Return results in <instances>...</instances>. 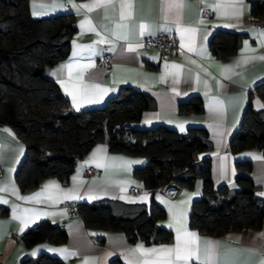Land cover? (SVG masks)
I'll return each instance as SVG.
<instances>
[{"label": "crops", "instance_id": "crops-1", "mask_svg": "<svg viewBox=\"0 0 264 264\" xmlns=\"http://www.w3.org/2000/svg\"><path fill=\"white\" fill-rule=\"evenodd\" d=\"M92 2L94 0H35L34 7V0L29 1L33 17L63 13H72L75 17L77 29L72 37L69 56L46 69V74L56 81L69 98L71 107L77 110L70 92L75 94L79 110H84L102 106L122 85H132L146 91L154 97L156 107L145 110L134 126L147 127L162 123L181 132L191 126L206 127L212 148L202 153V156L211 158V174L215 186L227 184L231 188L235 187V162L238 159H249L252 162V178L259 186L257 194L264 197L260 195L264 193V149L238 152L228 149L229 139L239 127L251 92L253 106L264 109L260 106L264 105V99L254 90L264 80V60L258 59L264 56V46H261L264 40L261 35L264 32V15L258 18L262 23V27L258 28L250 13L249 0H244L242 15L238 20L218 15L213 9L212 6L226 0H183L184 6L179 9L178 21L175 9L168 13V20H164L161 0H132L133 14L123 21L120 19V0H114L112 6L90 12L81 8L78 13L73 8V4L79 6ZM34 11L38 15L34 16ZM86 21H90L91 25ZM177 22L182 28L195 30L192 51L187 43L181 48L180 33L175 30ZM141 23L150 26L143 34L139 28ZM81 24L84 26L81 27ZM117 24H127L128 27L117 29ZM225 24L230 26L225 27ZM161 26L171 30H164ZM217 29L246 32L248 37L235 53L218 58L212 54L209 44ZM160 31L175 33L181 50L168 56L160 48L145 49L142 37ZM113 32L126 34L127 39H116ZM102 39L106 42H99ZM129 45L135 51H128ZM106 55L110 57L109 65L106 68L97 66L96 59ZM101 89L106 91L101 92ZM195 94L203 97V110L180 111V103ZM97 149L103 151L93 157ZM25 151L24 142L16 137L13 129L8 125L0 126V163L4 167L0 187L8 188L0 192V201H7L0 202V264H20L25 257H37L42 252L60 257L68 264H85L86 260L89 264H110L116 257L125 264L154 260L156 254L133 255L131 250L137 245H143L144 248L174 247L176 228L179 227L175 214L178 212L184 213L187 231L199 237V255L202 259L209 247L205 241H211L220 264L264 262V220L257 229L228 231L220 235L202 234L190 226L192 203L203 193L204 180L201 178L196 180L192 189L181 188L172 181L170 185L176 186L174 193L161 189L151 192L144 187L142 180L133 175L134 168L145 163L144 157L113 153L106 144L98 143L78 161L68 183H63L57 177H44L37 185L21 190L15 174ZM97 164L101 166L97 167ZM90 170L94 172L90 173ZM52 184L59 187L45 189L46 185ZM132 186L141 188V191L132 193ZM13 187L16 194L12 192ZM37 193L41 195L33 200L23 199L35 197ZM64 193L77 198H65ZM145 196L146 199L141 200ZM102 199L144 203L148 206L155 200L166 210V216L158 219L157 225L171 230L173 240L163 243H132L121 231L88 227L80 216L69 217V203ZM44 219L65 224L68 232L66 241L52 243L39 240L26 245L21 235ZM188 264L198 262L191 260Z\"/></svg>", "mask_w": 264, "mask_h": 264}, {"label": "trees", "instance_id": "trees-1", "mask_svg": "<svg viewBox=\"0 0 264 264\" xmlns=\"http://www.w3.org/2000/svg\"><path fill=\"white\" fill-rule=\"evenodd\" d=\"M29 1L0 0V126H10L26 147L15 174L21 190L44 177L68 183L82 156L104 143L110 152L145 158L133 175L151 192L172 181L192 189L197 179H203V193L194 199L190 212V226L200 233L220 235L262 225L264 197L257 194L251 160H236L235 187H216L211 158L202 156L212 148L206 127L191 126L181 132L162 123L134 126L145 110L156 107V101L132 85L120 86L102 106L74 110L46 69L69 56L75 17L72 13L33 17ZM249 2L253 19L264 15V0ZM247 37L246 32L217 29L209 42L212 54L218 58L233 54ZM254 90L264 99V80ZM252 97L251 92L239 127L229 139L231 152L264 149V109H256ZM203 107V97L197 94L180 103L182 112H201ZM77 210L86 226L121 231L132 243L171 242L174 237L171 230L157 225L166 210L155 200L148 206L102 199L79 202ZM67 237L65 224L46 219L21 235L26 245L39 240L59 243ZM20 264L68 263L42 252ZM110 264L125 263L116 257Z\"/></svg>", "mask_w": 264, "mask_h": 264}, {"label": "snow or ice", "instance_id": "snow-or-ice-1", "mask_svg": "<svg viewBox=\"0 0 264 264\" xmlns=\"http://www.w3.org/2000/svg\"><path fill=\"white\" fill-rule=\"evenodd\" d=\"M114 3V0H94L92 3L87 4H81L79 6L73 4V8L77 10L79 13V10L81 8L87 9L89 12L97 9V8H107L109 6H112ZM244 4V0H226V2H218L216 5L212 6L214 10L218 12V15H223L229 18H236L237 20L242 15V5ZM63 7V5H60ZM183 0H161V10L164 13V20H168V13L171 12L173 9L177 10V21L179 18V9L183 7ZM34 7H35V0H34ZM132 0H120V19L121 21L126 20L132 16ZM223 10V11H221ZM33 15H38L37 12H33ZM89 25H91L90 21H86ZM84 25L81 24V27ZM225 27H228L230 25L225 24ZM127 24H117L116 28H127ZM150 26L147 24L141 23L139 25L140 32L143 34L145 30H147ZM164 28V30H171L165 28V26H161ZM93 31H96L95 28L92 29ZM178 33H180V40H181V48L185 47V43L189 45V50L192 51L193 48L191 45L194 44L195 41V30L194 29H187L182 28L179 23L176 24V29ZM97 35H101L100 32H96ZM113 35L116 39H127L126 34H120L117 32H113ZM262 36H264V32L261 33ZM99 42H106L103 39ZM261 46H264V40L261 41ZM245 47L248 48L249 45L247 42H245ZM128 51L132 52L135 51V49L129 45ZM254 59V58H252ZM258 59L264 60V56L258 57ZM245 63L247 60L244 61ZM239 63V62H238ZM71 67L70 65L68 66ZM167 67V65H166ZM175 67V66H173ZM55 75V73H53ZM96 87H99L98 85ZM67 91V89H66ZM101 92L106 91L105 89H101ZM73 96L74 104L79 110V103H76V96L74 93H69ZM259 104V102H257ZM261 107H264V105H260ZM181 130L183 128L181 127ZM103 151V149H97L96 152L93 153V157L96 156L97 152ZM259 158V157H256ZM138 163V162H137ZM100 164H97V167H100ZM48 187H55L58 188V185L52 184V185H46L45 189ZM7 186L0 187V192L7 191ZM13 194H16V189L12 188ZM41 193H37L35 197H27L23 198L26 200H33L36 197L40 196ZM260 195H264V193H261ZM65 198L68 199H76L77 197L74 195H71L70 193H64ZM146 199L145 197H141V200ZM6 203L7 201H0ZM175 219L177 223L179 224V227L176 228V237H175V246L174 247H166V248H144L143 245H137L136 248L131 250V253L134 255L136 253H141L144 256H149L151 254H156V258L154 260H144L139 262V264H181V262H184V264H188L189 261L195 260L198 262V264H220V262L217 260V257L215 255L214 251V245L211 241H205V244H207L209 247L206 249L205 257L202 259L199 255L200 249L198 246L199 237L196 233L188 232L186 228V224L184 223V213L178 212L175 214ZM26 224L27 221H24ZM169 227H172L171 224H169ZM85 264H89V261H85ZM264 264V262H262Z\"/></svg>", "mask_w": 264, "mask_h": 264}, {"label": "built area", "instance_id": "built-area-1", "mask_svg": "<svg viewBox=\"0 0 264 264\" xmlns=\"http://www.w3.org/2000/svg\"><path fill=\"white\" fill-rule=\"evenodd\" d=\"M254 25L258 28L262 27V23L258 19H254ZM141 42L145 49L149 50L155 47L160 48L168 56H171L181 50L178 37L175 35V33L172 32L160 31L154 35H146L142 37ZM95 63L97 66L106 68L110 63V57L106 55L104 57L97 58ZM89 172L92 173L94 172V170H90ZM3 173L4 167L0 163V178H2ZM175 187V185H170V183H168L162 186L160 189L164 190L165 192L174 193L176 191ZM130 191L132 193H139L141 191V188L132 186L130 188ZM78 203L79 202H71L68 204V215L70 218L79 216V212L77 210Z\"/></svg>", "mask_w": 264, "mask_h": 264}]
</instances>
